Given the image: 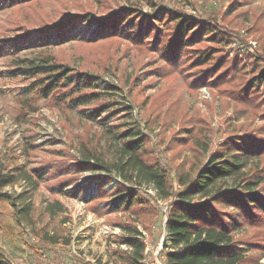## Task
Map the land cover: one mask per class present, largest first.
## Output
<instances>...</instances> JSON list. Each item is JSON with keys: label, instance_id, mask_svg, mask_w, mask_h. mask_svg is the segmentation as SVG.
<instances>
[{"label": "rangeland", "instance_id": "obj_1", "mask_svg": "<svg viewBox=\"0 0 264 264\" xmlns=\"http://www.w3.org/2000/svg\"><path fill=\"white\" fill-rule=\"evenodd\" d=\"M167 14L202 27L200 40L196 33L180 60L162 56L160 46L174 33ZM113 18L118 23L112 27ZM126 19L134 25L123 33L142 30L138 40L121 33L117 25ZM203 52L211 61L194 63ZM47 58L119 88L144 138L143 157L162 168L173 193L180 190L177 175L203 166L228 139L264 147V84L257 81L264 73V0H0V159L6 153L45 175L30 225L16 223L9 204L0 201L5 264H125L121 256L130 249L122 240L130 234L123 227L140 233V264H153L174 199L160 200L151 188L114 175L103 192H137L141 204L115 211L116 196L93 199L97 182L89 183L93 175L80 172L76 161L83 148L110 159L107 138L99 125L59 104L58 92L44 98L41 76L29 77L28 64L20 63ZM117 115L109 125L124 121ZM259 163L264 173V154ZM53 203L63 211L51 216L44 209ZM239 229L235 241L250 251L244 264H264V218Z\"/></svg>", "mask_w": 264, "mask_h": 264}, {"label": "trees", "instance_id": "obj_2", "mask_svg": "<svg viewBox=\"0 0 264 264\" xmlns=\"http://www.w3.org/2000/svg\"><path fill=\"white\" fill-rule=\"evenodd\" d=\"M140 18L141 23L143 17ZM166 20L174 24V33L160 46L162 56L167 58L166 61L180 60L187 45L195 42L196 33L199 34L197 40H200L202 27L184 17H172L171 14H167ZM116 21L118 19L113 18L109 24H113V27L118 23ZM148 24L151 26L152 23ZM106 25L100 23L99 26L106 28ZM133 25L130 19H126L124 24L117 26L123 35L132 34L133 40H138L143 35L142 30L136 34L131 31L123 33ZM210 36L214 40L217 37L216 34ZM210 61V55L203 52L195 57L194 63L208 64ZM20 63L28 64L25 72L29 77L41 76L39 86L44 98L58 92L55 98L59 104L68 111H78L80 117L99 125L105 134L108 142L106 151L111 153L110 159H106L103 152L83 148L76 161L80 172L93 175L89 183L97 182V193L93 199L116 196L113 205L111 203L115 211H131L133 206L141 204L137 192L122 193L115 188L112 192L104 193V188L111 185L112 175L122 183L137 188H151L160 200L174 198L165 223L166 235L162 244L164 264L246 262L250 251L242 247L243 241H235V234L243 224L253 222L254 218H264V173H260L259 169L260 158L264 154L262 145L249 139H228L209 156L203 166L191 167L188 172L177 175L180 190L173 193L168 185L167 174L157 164L143 157L144 138L138 127L130 122L132 108L119 96L117 86L48 58ZM257 81L264 84V73L259 74ZM119 112L124 121L109 125L110 118L116 117ZM194 144L206 151L201 141L197 140ZM22 153V157H25L28 151ZM254 160L257 163L252 165ZM44 180L45 175L38 169H27L20 159L8 157L6 153L0 159V201L9 204L16 223L31 224L34 197ZM16 185L21 188L19 193L9 195L2 192L6 187L13 188ZM99 187L103 189L100 188L98 192ZM86 189L88 186L82 190L85 192ZM64 195L69 193L65 192ZM44 210L52 216L62 212L63 208L59 203H53L47 204ZM123 229L130 236L123 238L122 244L130 250L123 253L121 258L125 264H140L144 259V244L137 238L140 233L131 227ZM48 240L52 244L57 243L55 238L49 237ZM0 264L5 263L0 260Z\"/></svg>", "mask_w": 264, "mask_h": 264}, {"label": "built area", "instance_id": "obj_3", "mask_svg": "<svg viewBox=\"0 0 264 264\" xmlns=\"http://www.w3.org/2000/svg\"><path fill=\"white\" fill-rule=\"evenodd\" d=\"M163 241L164 240L162 239L161 243L159 244L158 250L155 252V258H154L153 264H163V261H164L163 257L161 260L158 259V257L160 256L159 253L162 251L161 248H162ZM125 250H126V248H125Z\"/></svg>", "mask_w": 264, "mask_h": 264}]
</instances>
